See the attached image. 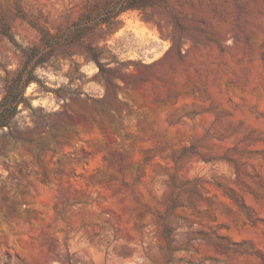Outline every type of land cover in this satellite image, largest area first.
Segmentation results:
<instances>
[{
	"label": "rangeland",
	"instance_id": "rangeland-1",
	"mask_svg": "<svg viewBox=\"0 0 264 264\" xmlns=\"http://www.w3.org/2000/svg\"><path fill=\"white\" fill-rule=\"evenodd\" d=\"M106 4L0 0V100L34 48L64 96L32 83L18 121L40 146L0 140V264H264V0L68 37Z\"/></svg>",
	"mask_w": 264,
	"mask_h": 264
},
{
	"label": "trees",
	"instance_id": "trees-1",
	"mask_svg": "<svg viewBox=\"0 0 264 264\" xmlns=\"http://www.w3.org/2000/svg\"><path fill=\"white\" fill-rule=\"evenodd\" d=\"M169 1L170 0H106L107 4L105 12L96 24H92L91 18L85 14L84 18L76 23L74 28L70 30L68 37L70 39H81L88 33L91 27L114 22L122 13L128 10H144L157 4L168 6ZM49 37L50 36L47 33L44 34V39ZM24 52L27 56V61L17 72L12 81L7 84L0 100V140L6 138L13 143L14 147L17 143H20L21 145H37L39 147L40 145L35 140L27 136V133H30L31 129L26 127L23 130L18 121L23 110L21 106L30 111L34 110L31 98L27 96V88L32 83H37L41 86L40 89H44L47 92L53 91L59 98L64 97L60 93L63 89L51 90L47 88V86L42 84V80L36 74L37 67L42 66L47 61L45 60L48 56L47 53L43 54L41 58L35 60V57L39 53L38 48ZM95 57L97 59L96 55ZM36 126H38V124ZM176 207L175 199H172V205L167 212L170 213ZM165 235L167 238H170L171 230L168 226L165 227Z\"/></svg>",
	"mask_w": 264,
	"mask_h": 264
}]
</instances>
